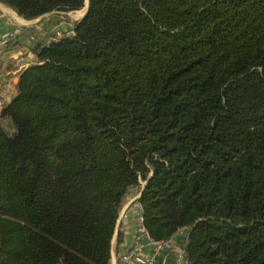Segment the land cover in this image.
<instances>
[{"label":"trees","instance_id":"16d2710c","mask_svg":"<svg viewBox=\"0 0 264 264\" xmlns=\"http://www.w3.org/2000/svg\"><path fill=\"white\" fill-rule=\"evenodd\" d=\"M0 2L32 20L86 0ZM84 12L0 110V264H110L133 188L185 264H264V0Z\"/></svg>","mask_w":264,"mask_h":264},{"label":"crops","instance_id":"0c3cea01","mask_svg":"<svg viewBox=\"0 0 264 264\" xmlns=\"http://www.w3.org/2000/svg\"><path fill=\"white\" fill-rule=\"evenodd\" d=\"M73 12H52L28 20L0 2V36L11 37L9 46L0 60V84L9 78L14 81V88L17 87L23 70L36 60L33 49L73 30L79 20L71 17ZM143 185L144 183L142 187ZM138 190L133 188L124 198L113 237L110 264H139L135 261H125L122 257L135 243L139 216L142 214L138 202L141 189ZM150 252L151 249L146 248L144 254L148 255ZM156 264H178L176 254L164 251L157 257Z\"/></svg>","mask_w":264,"mask_h":264},{"label":"built area","instance_id":"2783aa9c","mask_svg":"<svg viewBox=\"0 0 264 264\" xmlns=\"http://www.w3.org/2000/svg\"><path fill=\"white\" fill-rule=\"evenodd\" d=\"M73 30L66 34H71ZM61 37V36H60ZM55 37L54 39H56ZM11 37L0 36V60L4 51L8 48ZM17 93V87L14 88V81L7 79L0 84V107L4 106L7 101L11 100ZM139 191V190H138ZM139 207H142L139 203ZM182 232L164 239L156 240L152 238L143 224L142 214L139 216V224L135 243L123 254V260L135 261L139 264H156L157 257L164 251H172L176 254V261L178 264H184L185 261V246ZM146 248H150L151 252L148 255L144 254Z\"/></svg>","mask_w":264,"mask_h":264},{"label":"rangeland","instance_id":"374dc122","mask_svg":"<svg viewBox=\"0 0 264 264\" xmlns=\"http://www.w3.org/2000/svg\"><path fill=\"white\" fill-rule=\"evenodd\" d=\"M86 3H87V0H86ZM86 3H85V5H86ZM85 6L82 8V9H80V10H77V11H74L72 14H71V17L73 18V19H80L84 14H85Z\"/></svg>","mask_w":264,"mask_h":264},{"label":"water","instance_id":"95a60500","mask_svg":"<svg viewBox=\"0 0 264 264\" xmlns=\"http://www.w3.org/2000/svg\"><path fill=\"white\" fill-rule=\"evenodd\" d=\"M88 5H89V0H87V3L85 5L86 9L88 8Z\"/></svg>","mask_w":264,"mask_h":264}]
</instances>
